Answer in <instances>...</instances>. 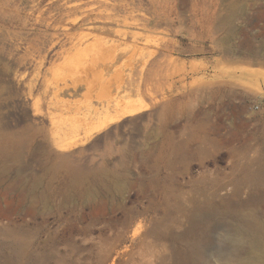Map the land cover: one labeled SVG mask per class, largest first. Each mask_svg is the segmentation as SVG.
Segmentation results:
<instances>
[{
  "label": "rangeland",
  "instance_id": "rangeland-1",
  "mask_svg": "<svg viewBox=\"0 0 264 264\" xmlns=\"http://www.w3.org/2000/svg\"><path fill=\"white\" fill-rule=\"evenodd\" d=\"M262 229L264 0H0V264H264Z\"/></svg>",
  "mask_w": 264,
  "mask_h": 264
},
{
  "label": "bare ground",
  "instance_id": "bare-ground-1",
  "mask_svg": "<svg viewBox=\"0 0 264 264\" xmlns=\"http://www.w3.org/2000/svg\"><path fill=\"white\" fill-rule=\"evenodd\" d=\"M264 245V230H260L258 234H256L252 240L250 241V246L257 250L261 249Z\"/></svg>",
  "mask_w": 264,
  "mask_h": 264
},
{
  "label": "water",
  "instance_id": "water-1",
  "mask_svg": "<svg viewBox=\"0 0 264 264\" xmlns=\"http://www.w3.org/2000/svg\"><path fill=\"white\" fill-rule=\"evenodd\" d=\"M130 228H131V222H129L128 225L126 226V228H125V232L128 231ZM115 249H116V248H115ZM115 249H114V250H115Z\"/></svg>",
  "mask_w": 264,
  "mask_h": 264
}]
</instances>
